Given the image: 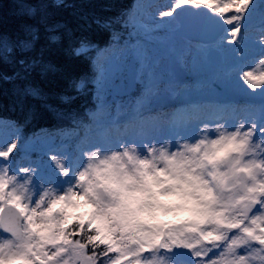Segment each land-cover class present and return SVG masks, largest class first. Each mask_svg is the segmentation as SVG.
<instances>
[{"label":"snow or ice","instance_id":"snow-or-ice-1","mask_svg":"<svg viewBox=\"0 0 264 264\" xmlns=\"http://www.w3.org/2000/svg\"><path fill=\"white\" fill-rule=\"evenodd\" d=\"M45 7L24 4L21 14L35 16ZM158 16L123 42L114 33L103 62L87 37L75 38L74 45L64 24L46 25V39L59 44L56 33L65 29L71 55L91 59L97 100L129 77L146 95L174 88V44L161 40L150 47L139 38L159 39L152 33L160 28L201 37L198 52L221 65L225 79L260 89L264 100V0H172ZM95 23L108 28L112 22ZM21 27L23 38L0 44V62L18 66L4 80L54 68L43 59L45 47L28 55L39 29ZM75 86L83 90L84 79ZM23 95L42 98L31 85ZM103 112L100 104L87 113L88 122L71 116L74 134L83 130L73 147L54 148L37 134L25 139L21 156L19 135L0 143V264H264V102L259 115L234 123L186 121L168 132L148 128L118 139L106 134L115 121L100 119ZM33 118L30 109L25 122Z\"/></svg>","mask_w":264,"mask_h":264},{"label":"trees","instance_id":"trees-1","mask_svg":"<svg viewBox=\"0 0 264 264\" xmlns=\"http://www.w3.org/2000/svg\"><path fill=\"white\" fill-rule=\"evenodd\" d=\"M134 1L62 0V3L56 6V0H0V44L5 40L14 43L18 38H23L21 26L34 25L39 29L40 39L35 50L28 55L38 56L43 46L46 48L44 61L54 65V68L44 75H41L37 68L25 80L17 78L9 81L2 77L13 75L18 66L13 67L12 63L0 62V120L11 119L12 125L19 130L21 147L17 152H22L24 140L36 134L35 132L45 130L56 135L58 128H73L72 115L88 122L87 113L95 112L92 109L95 88L91 83L94 76L91 59L71 55L68 51L69 39L64 35L65 29H60L56 33L62 36L59 44L50 43L46 39L49 35L45 31L46 25L60 23L72 29L74 45L75 38L87 37L95 45L109 47L113 44V34L120 35L121 31L131 25V18L135 15ZM24 4H43L46 7L42 13L37 12L35 16H29L21 14V5ZM42 16L45 23H41ZM97 19L112 23L108 28L101 27L95 23ZM125 22L127 26H124ZM88 55L94 57L96 52ZM81 79H84L85 87L83 90H77L75 85ZM28 85L38 88L42 98L24 96L23 91ZM64 97L68 99L65 100ZM46 105H51L52 110ZM30 109L34 110L35 118L26 123L25 119ZM59 132L60 134L56 136L62 137V131Z\"/></svg>","mask_w":264,"mask_h":264},{"label":"rangeland","instance_id":"rangeland-1","mask_svg":"<svg viewBox=\"0 0 264 264\" xmlns=\"http://www.w3.org/2000/svg\"><path fill=\"white\" fill-rule=\"evenodd\" d=\"M171 2L172 0H154L149 4L147 0H144L143 4L147 5V8L146 12L141 16V24L152 26L154 23L160 21L161 18L158 16L159 11L166 10ZM152 36L159 39L148 41L143 38L141 40L150 47L157 46L161 40L166 45L174 44L175 51L173 55L177 56L178 64L189 75V78L184 82L182 87L177 84L174 86V88L181 90L180 93H173V88L165 93L157 92L155 96L145 94L144 97L139 98L137 105L133 107L130 115L134 116L135 113L140 114L138 124L136 126L132 125L134 119L129 121L127 127L124 128L125 133H120L118 129L111 126L106 131L108 136L115 139L123 137L131 138L148 128H157L168 132L186 121L192 123L203 122L212 125L215 121L227 119L234 123L239 118H250L255 115L256 110L264 102L260 98H255L252 94L253 91L243 84L242 81L234 77L225 79L224 72L216 64L208 63V60L198 52V44L196 42L186 41L183 37L173 36L166 28L157 29L152 33ZM254 62L249 61L248 63ZM126 80L122 81L121 85H124ZM211 81H215L214 83L216 84ZM185 91H191L197 95V98L200 100L198 106L187 107V110H185L186 105L182 103ZM259 91L260 89H257L255 92ZM216 93L221 94L223 97L221 104H216L212 99ZM170 99L173 100L170 101ZM222 104H227L228 106L222 107ZM123 110L125 111V108ZM123 110L119 111L117 116L120 117V122L115 121V124L118 123L119 128L122 127V123L128 117V115L125 117L126 113ZM153 111L155 112L151 115ZM146 114L147 117L144 119L143 115ZM141 122L145 125H141ZM97 132V130H94L93 135L97 134ZM47 140V138L42 139V141ZM4 141L7 140H2L0 143ZM47 143L52 142L49 141Z\"/></svg>","mask_w":264,"mask_h":264}]
</instances>
